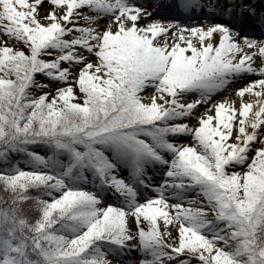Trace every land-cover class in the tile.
I'll use <instances>...</instances> for the list:
<instances>
[{"label": "snow or ice", "instance_id": "6c2138e0", "mask_svg": "<svg viewBox=\"0 0 264 264\" xmlns=\"http://www.w3.org/2000/svg\"><path fill=\"white\" fill-rule=\"evenodd\" d=\"M0 264H264V0H0Z\"/></svg>", "mask_w": 264, "mask_h": 264}, {"label": "rangeland", "instance_id": "374dc122", "mask_svg": "<svg viewBox=\"0 0 264 264\" xmlns=\"http://www.w3.org/2000/svg\"><path fill=\"white\" fill-rule=\"evenodd\" d=\"M229 99H232V97L230 96ZM237 103H238V99H237Z\"/></svg>", "mask_w": 264, "mask_h": 264}, {"label": "bare ground", "instance_id": "6f19581e", "mask_svg": "<svg viewBox=\"0 0 264 264\" xmlns=\"http://www.w3.org/2000/svg\"><path fill=\"white\" fill-rule=\"evenodd\" d=\"M247 98V97H246Z\"/></svg>", "mask_w": 264, "mask_h": 264}]
</instances>
